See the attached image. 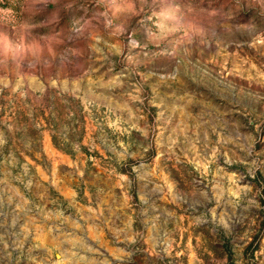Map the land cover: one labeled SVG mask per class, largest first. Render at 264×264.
Returning a JSON list of instances; mask_svg holds the SVG:
<instances>
[{
  "label": "rangeland",
  "instance_id": "rangeland-1",
  "mask_svg": "<svg viewBox=\"0 0 264 264\" xmlns=\"http://www.w3.org/2000/svg\"><path fill=\"white\" fill-rule=\"evenodd\" d=\"M0 264H264V0H0Z\"/></svg>",
  "mask_w": 264,
  "mask_h": 264
}]
</instances>
